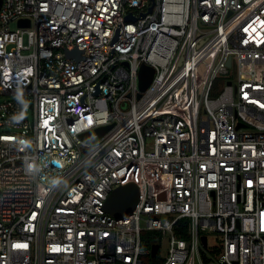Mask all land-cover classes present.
Segmentation results:
<instances>
[{
  "label": "built area",
  "instance_id": "built-area-1",
  "mask_svg": "<svg viewBox=\"0 0 264 264\" xmlns=\"http://www.w3.org/2000/svg\"><path fill=\"white\" fill-rule=\"evenodd\" d=\"M0 264H264V0H1Z\"/></svg>",
  "mask_w": 264,
  "mask_h": 264
},
{
  "label": "water",
  "instance_id": "water-1",
  "mask_svg": "<svg viewBox=\"0 0 264 264\" xmlns=\"http://www.w3.org/2000/svg\"><path fill=\"white\" fill-rule=\"evenodd\" d=\"M1 4V0H0ZM152 8H150L151 10ZM130 16V15H129ZM21 23H25V20H21ZM27 20V24H28ZM81 51L79 49L68 50V56H75L80 58ZM154 75V68L151 65L143 63L140 67L139 71V84L141 91H144L152 81ZM141 94V93H140ZM139 94V96H140ZM106 127L99 128V132H103ZM139 201V188L138 186L131 182L125 185H120L115 188L111 194L109 195L106 202V210L115 215V216H123L130 214L135 207L137 206ZM158 243L153 244L152 253L155 255L158 250Z\"/></svg>",
  "mask_w": 264,
  "mask_h": 264
},
{
  "label": "trees",
  "instance_id": "trees-1",
  "mask_svg": "<svg viewBox=\"0 0 264 264\" xmlns=\"http://www.w3.org/2000/svg\"><path fill=\"white\" fill-rule=\"evenodd\" d=\"M184 220L186 222V219H182V221H184ZM180 233H181V236H183V237H185L186 234H187L186 231H183V232H180ZM158 236H159V234H158L157 231H144L142 233L143 245L147 246V247H151L153 244L158 243L159 242Z\"/></svg>",
  "mask_w": 264,
  "mask_h": 264
},
{
  "label": "rangeland",
  "instance_id": "rangeland-1",
  "mask_svg": "<svg viewBox=\"0 0 264 264\" xmlns=\"http://www.w3.org/2000/svg\"><path fill=\"white\" fill-rule=\"evenodd\" d=\"M11 26H12V27H15L16 24H15V23H12ZM166 247H167V245L165 244L164 247L162 248V251H163V252L166 251Z\"/></svg>",
  "mask_w": 264,
  "mask_h": 264
}]
</instances>
